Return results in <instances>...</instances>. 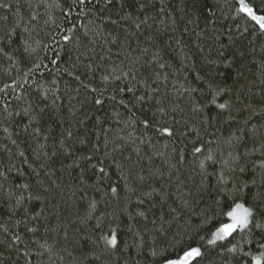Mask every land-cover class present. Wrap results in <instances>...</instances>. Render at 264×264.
<instances>
[{
  "label": "trees",
  "instance_id": "trees-1",
  "mask_svg": "<svg viewBox=\"0 0 264 264\" xmlns=\"http://www.w3.org/2000/svg\"><path fill=\"white\" fill-rule=\"evenodd\" d=\"M242 5L264 16L0 0V264H264V28ZM238 205L249 227L213 241Z\"/></svg>",
  "mask_w": 264,
  "mask_h": 264
},
{
  "label": "snow or ice",
  "instance_id": "snow-or-ice-1",
  "mask_svg": "<svg viewBox=\"0 0 264 264\" xmlns=\"http://www.w3.org/2000/svg\"><path fill=\"white\" fill-rule=\"evenodd\" d=\"M242 10L245 11L246 14L249 15L254 21H257L260 24L261 28H264V16H258L252 8H249L247 6L242 5ZM97 103H99V101H97ZM221 107H223V105H221ZM165 131L168 130L165 129ZM168 134L171 135L172 133L169 131ZM197 151H200V149H197ZM101 171H103V169H101ZM237 207H241V206L238 205ZM250 216H251V212L248 209H244V214L241 216H233L235 223L228 227V229L226 230L227 234L230 235L231 232L234 231L237 227H239L241 230L248 228L250 223L249 220ZM114 242L115 241H113V243ZM232 250L235 251L234 248ZM199 255H200L199 248H194L191 249L190 251H187L182 259L170 260L169 264H186L188 258ZM257 264H260L259 259H257Z\"/></svg>",
  "mask_w": 264,
  "mask_h": 264
},
{
  "label": "rangeland",
  "instance_id": "rangeland-1",
  "mask_svg": "<svg viewBox=\"0 0 264 264\" xmlns=\"http://www.w3.org/2000/svg\"><path fill=\"white\" fill-rule=\"evenodd\" d=\"M244 209H247V208H245L244 206H241V207H237L236 209H234L232 212H231V214H230V222L229 223H227L226 225H224L223 227H221V229L217 232V234H216V237L215 238H213V241H216V240H220V239H222V238H225V237H227L229 234H227V229H228V227L230 226V225H232V224H234L235 223V221H234V219H233V216H241V215H243L244 214ZM239 227H237L236 229H238ZM235 229V230H236ZM234 230V231H235ZM233 232V231H232ZM231 232V233H232ZM200 250V249H199Z\"/></svg>",
  "mask_w": 264,
  "mask_h": 264
}]
</instances>
